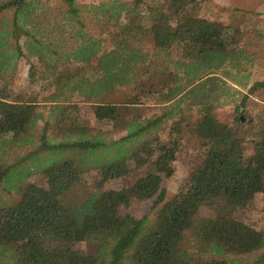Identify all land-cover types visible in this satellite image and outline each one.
Returning <instances> with one entry per match:
<instances>
[{"label":"trees","instance_id":"1","mask_svg":"<svg viewBox=\"0 0 264 264\" xmlns=\"http://www.w3.org/2000/svg\"><path fill=\"white\" fill-rule=\"evenodd\" d=\"M205 1L57 0L55 16L53 0H0V264H264V232L237 215L264 193V79L238 78L264 68V30L246 37ZM143 32L150 49L132 42ZM27 54L39 57L30 82L53 87L43 103L8 85ZM228 78L248 88L233 119L216 102ZM82 101L111 127L84 120ZM186 130L202 152L169 198ZM132 163L134 182L105 186ZM37 173L45 184L27 181ZM148 200L144 216L127 211Z\"/></svg>","mask_w":264,"mask_h":264},{"label":"rangeland","instance_id":"2","mask_svg":"<svg viewBox=\"0 0 264 264\" xmlns=\"http://www.w3.org/2000/svg\"><path fill=\"white\" fill-rule=\"evenodd\" d=\"M80 2L90 3L95 2L98 3L101 0H79ZM133 2L134 0H126ZM210 2V3H209ZM206 5L203 9L204 13L210 14L211 17H215L223 22L232 23L234 25L246 26L245 29L251 31V33L246 34V37H250L254 34V30H264V0H208V2H204ZM211 6V7H210ZM143 10L146 11L145 4H141ZM214 9H213V8ZM50 10L53 11L52 15L57 16L60 11L59 5H57V0H53V3L50 5ZM237 8V9H236ZM214 10V11H213ZM248 10V11H245ZM88 22V25L85 27L87 33H98L100 32L101 26L92 20V16L88 14L83 15ZM133 44L139 47H143L146 49H150L153 47L154 42L153 38L148 32H143L138 35L135 39L132 40ZM108 45H110V41L108 40ZM260 50H263L264 53V43L260 46ZM26 52V51H25ZM39 57L38 56H29V54L22 56L18 61V66L16 69V73L10 79L9 87H11L16 93L24 94L25 91H28L27 97H31L37 95L38 100H41L40 103L44 102V94H49L53 87L49 88V84L47 82H30V71L33 64H38ZM80 63L76 64L75 69L80 67ZM248 70L252 71L250 77H244L238 75V78L241 81H248L252 85L256 80L264 79V68L259 65H253V67L249 64ZM85 74H88V69L83 68ZM228 80L229 87H226L224 91L222 90L219 98L216 100L217 102V110L218 114L221 118L233 119L234 110L237 104L241 101L243 97V93L248 91V88L243 86L242 84H237L230 78ZM4 84V80L2 75H0V87ZM257 98L256 96H252L251 99ZM81 104H85L82 108V113H84V120H87L89 124H92L101 127L103 129H108L111 127L109 123L106 122H98L95 121V116L93 113V104L87 101L80 102ZM252 108L251 102H248L247 109L245 110V116L250 113V109ZM198 107H195L192 110L193 118L197 114ZM245 127V125H242ZM119 132L115 135L119 137ZM123 134V133H122ZM180 153L176 161H174L175 171L171 177L163 179L162 188L166 190L167 197H172L182 188H184L189 179V173L192 167L195 165L196 159H198L201 150V141L196 138L192 131L186 130L184 133V138L182 140V145L180 147ZM252 152V146L247 145L246 153L249 154ZM132 167L134 168L131 174L124 179H115L106 182L105 186L108 188H118L122 187L125 184H130L134 182L142 173V169H136L135 164L132 163ZM98 179L97 172H91L89 180H87L85 186L90 187L94 181ZM28 182H36L45 184L46 178L42 173H37L31 176ZM3 197L5 199H16L18 197V193L14 191L10 194L9 192L4 193ZM152 205V201H134L131 203L127 211L138 216L142 217L150 211V207ZM237 215L241 217L244 221L248 222L250 225L260 229L264 232V193L257 194L253 199H251L245 208H241ZM78 246L86 249L85 243H79ZM261 253L257 252L254 255L257 256Z\"/></svg>","mask_w":264,"mask_h":264}]
</instances>
